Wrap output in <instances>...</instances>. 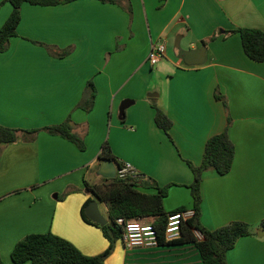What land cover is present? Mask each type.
Returning <instances> with one entry per match:
<instances>
[{
    "label": "crops",
    "instance_id": "obj_1",
    "mask_svg": "<svg viewBox=\"0 0 264 264\" xmlns=\"http://www.w3.org/2000/svg\"><path fill=\"white\" fill-rule=\"evenodd\" d=\"M11 11L0 0V27ZM238 28L264 30V0L21 4L17 34L0 51V125L20 130L14 142L0 144L5 264H14L13 247L34 233L61 236L90 256L107 248L101 229L81 216L92 197L83 191L85 179L92 169L94 180L102 176V134H109L117 160L136 168L139 190L168 185L163 206L171 213L193 210L189 163L199 165L207 139L224 129L234 159L226 174L203 172L200 223L208 229L250 224L253 234L237 240L227 264H264V61L245 54ZM203 40V64L188 65L178 56L179 49L201 47ZM154 43H163L165 54L151 65ZM89 83L95 100L85 111L77 104ZM156 108L172 122L167 133L155 123ZM67 118L84 150L42 130ZM35 129L41 130L32 140L22 132ZM105 264H202V258L193 243L129 248L116 242Z\"/></svg>",
    "mask_w": 264,
    "mask_h": 264
},
{
    "label": "trees",
    "instance_id": "obj_2",
    "mask_svg": "<svg viewBox=\"0 0 264 264\" xmlns=\"http://www.w3.org/2000/svg\"><path fill=\"white\" fill-rule=\"evenodd\" d=\"M12 5V11L3 25L0 27V51H5L9 46V39L15 36L16 28L20 20V7L23 2L32 4L48 5L56 4L59 0H7ZM239 33L245 54L254 61H264V30L258 28H238L234 30ZM214 36L210 37L213 38ZM206 40H203V45ZM47 49L50 47L45 45ZM67 50L57 54L63 56ZM95 100V91L91 83L88 84L83 98L77 104L78 108L85 111L92 109ZM155 123L166 133L171 127L170 118L159 108H156ZM41 129L24 130L28 134L27 139L32 140L34 134ZM42 130L50 134L59 135L73 142L80 150L85 149V144L79 135L72 130L70 118L60 124L44 127ZM20 130L0 125V144L14 142L18 138ZM235 147L231 141L228 130L211 135L204 147L202 161L199 165L189 163L193 172V181L189 185L193 200V215L186 218L180 227V236L166 240L164 228L167 215L163 199L167 195L168 185H155V192L147 193L138 189L135 176L120 179L100 177L98 181L90 182L85 179V189L93 197L87 198L81 208L82 218L99 227L108 240L107 248L97 255H86L82 253L69 240L53 234L34 233L21 238L11 251V259L14 264H105L106 257L113 251L117 237H120L123 229L117 224L116 219H141L144 223L151 224L157 231L158 244H181L193 243L202 258V264H227V252L232 249L240 237L253 234L251 225L243 221H232L216 229H208L200 223L201 213V180L203 172L208 169L215 170L218 174H226L230 171L234 159ZM97 159L100 163L113 162L115 166L120 161L114 156L110 146L106 142ZM67 192H65L66 194ZM63 194V195H65ZM61 195V197L63 196ZM97 199L105 204L109 222L100 225L89 219L85 213L86 206L90 201ZM181 207L174 211H185ZM264 230V220L259 223ZM199 232L201 237H197ZM0 264H2L0 259Z\"/></svg>",
    "mask_w": 264,
    "mask_h": 264
},
{
    "label": "built area",
    "instance_id": "obj_3",
    "mask_svg": "<svg viewBox=\"0 0 264 264\" xmlns=\"http://www.w3.org/2000/svg\"><path fill=\"white\" fill-rule=\"evenodd\" d=\"M165 54V46L163 43H154L151 45L147 60L151 65L156 64ZM115 166V175L120 178H128L136 175V168L129 162L120 161ZM193 215V210L174 211L167 215L164 228V236L166 240H172L180 236L181 223ZM117 224L122 226L123 232L120 236L122 243L129 248L134 247H153L158 246L157 231L148 223H144L141 219H124L118 217ZM197 237H201L196 232Z\"/></svg>",
    "mask_w": 264,
    "mask_h": 264
},
{
    "label": "water",
    "instance_id": "obj_4",
    "mask_svg": "<svg viewBox=\"0 0 264 264\" xmlns=\"http://www.w3.org/2000/svg\"><path fill=\"white\" fill-rule=\"evenodd\" d=\"M178 56L188 65H201L206 60V47L205 45L190 50L180 49ZM124 102L122 105L125 106ZM115 166L111 162H103L100 165V172L105 178H114ZM85 213L89 219L100 225H105L107 220L101 215L96 200L90 201V203L85 208ZM259 234H264V230L259 232Z\"/></svg>",
    "mask_w": 264,
    "mask_h": 264
},
{
    "label": "rangeland",
    "instance_id": "obj_5",
    "mask_svg": "<svg viewBox=\"0 0 264 264\" xmlns=\"http://www.w3.org/2000/svg\"><path fill=\"white\" fill-rule=\"evenodd\" d=\"M180 50V49H179ZM178 53V52H177ZM149 54V53H148ZM148 57V56H147ZM96 135H101V134H96ZM103 135H104V137H103ZM24 136V135H23ZM108 136H109V134H102V142L100 141V148H99V151H100V149L103 147V145L107 142L108 143ZM101 139V138H100ZM109 145V144H108ZM3 147L2 146H0V157H1V155H2V152H3V149H2ZM93 170L94 169H92V171H90L89 172V180H90V182H94V181H96V180H94L93 179ZM99 180V179H98ZM97 180V181H98ZM84 193L85 194H90L86 189H85V187H84ZM97 204H98V209H99V211L102 213V214H105L106 213V211H105V207H104V205H103V203H101L100 201L99 202H97ZM116 242H119V243H121L122 241H121V239H120V237H117L116 238V240H115V243ZM115 243H114V246H115ZM113 250H114V248H113ZM112 253V252H111ZM110 253V254H111ZM109 254V255H110ZM108 255V256H109ZM107 258V257H106ZM0 259H1V257H0ZM1 262H2V264H5L4 262H3V260L1 259Z\"/></svg>",
    "mask_w": 264,
    "mask_h": 264
}]
</instances>
